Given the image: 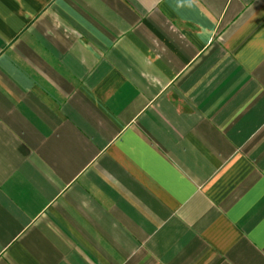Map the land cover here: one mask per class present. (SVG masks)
<instances>
[{
    "label": "crops",
    "instance_id": "crops-1",
    "mask_svg": "<svg viewBox=\"0 0 264 264\" xmlns=\"http://www.w3.org/2000/svg\"><path fill=\"white\" fill-rule=\"evenodd\" d=\"M0 264H264V0H0Z\"/></svg>",
    "mask_w": 264,
    "mask_h": 264
}]
</instances>
